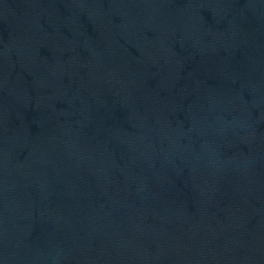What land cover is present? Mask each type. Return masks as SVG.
Masks as SVG:
<instances>
[{"label": "water", "instance_id": "95a60500", "mask_svg": "<svg viewBox=\"0 0 264 264\" xmlns=\"http://www.w3.org/2000/svg\"><path fill=\"white\" fill-rule=\"evenodd\" d=\"M0 264H264V0H0Z\"/></svg>", "mask_w": 264, "mask_h": 264}]
</instances>
